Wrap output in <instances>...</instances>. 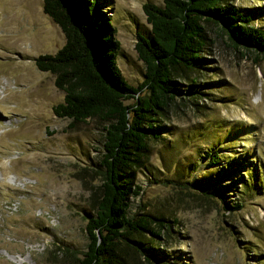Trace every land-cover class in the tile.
Returning <instances> with one entry per match:
<instances>
[{
    "label": "rangeland",
    "instance_id": "374dc122",
    "mask_svg": "<svg viewBox=\"0 0 264 264\" xmlns=\"http://www.w3.org/2000/svg\"><path fill=\"white\" fill-rule=\"evenodd\" d=\"M98 1L116 30L118 66L137 87L145 66L136 35L150 30L142 5L162 0ZM226 1L264 28V0ZM42 6L0 0V264H73L101 192L105 123L56 116L64 92L34 64L65 39ZM204 29L193 67L172 72L173 100L147 114L159 137L148 133L127 177L141 188L128 196L130 215L151 223L121 243L113 264H264V189L244 183L256 162L264 170V60L230 46L214 24Z\"/></svg>",
    "mask_w": 264,
    "mask_h": 264
},
{
    "label": "trees",
    "instance_id": "16d2710c",
    "mask_svg": "<svg viewBox=\"0 0 264 264\" xmlns=\"http://www.w3.org/2000/svg\"><path fill=\"white\" fill-rule=\"evenodd\" d=\"M142 7L150 30L148 36L136 35L135 50L145 71L142 82L134 87L118 66L119 42L102 2L43 0L44 14L65 38L55 53L34 58L36 68L49 72L55 86L64 92L63 101L53 106L54 114L73 122L99 118L105 123L99 162L101 192L94 215L87 218L86 250L74 257L73 264H113L120 259L116 252L121 243L135 231L149 228L151 219L129 213L128 196L138 195L141 188L131 187L127 169L147 150L148 133L153 131L152 136L159 137L147 114L173 100L172 72L178 66L193 67L205 42L204 24L217 26L233 48L264 60V28L253 25L251 13L226 0H162L161 5L144 2ZM142 90L148 94L137 95ZM131 98L134 103L125 104ZM209 156L212 164L220 160L217 150ZM228 165L223 166L226 171ZM256 166L260 167L256 162L254 170L253 164L245 172L250 178L244 183L251 182L255 190L262 191L264 170ZM219 201L227 210L242 207L236 204L230 208L223 199Z\"/></svg>",
    "mask_w": 264,
    "mask_h": 264
},
{
    "label": "bare ground",
    "instance_id": "6f19581e",
    "mask_svg": "<svg viewBox=\"0 0 264 264\" xmlns=\"http://www.w3.org/2000/svg\"><path fill=\"white\" fill-rule=\"evenodd\" d=\"M0 89H1V86H0Z\"/></svg>",
    "mask_w": 264,
    "mask_h": 264
}]
</instances>
